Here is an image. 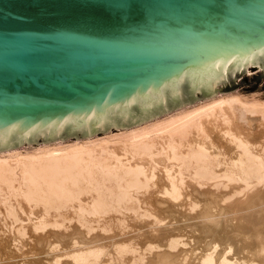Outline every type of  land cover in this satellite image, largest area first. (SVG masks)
<instances>
[{
    "label": "bare ground",
    "instance_id": "1",
    "mask_svg": "<svg viewBox=\"0 0 264 264\" xmlns=\"http://www.w3.org/2000/svg\"><path fill=\"white\" fill-rule=\"evenodd\" d=\"M0 264H264V98L0 151Z\"/></svg>",
    "mask_w": 264,
    "mask_h": 264
},
{
    "label": "water",
    "instance_id": "2",
    "mask_svg": "<svg viewBox=\"0 0 264 264\" xmlns=\"http://www.w3.org/2000/svg\"><path fill=\"white\" fill-rule=\"evenodd\" d=\"M264 66V0H0V151L128 128Z\"/></svg>",
    "mask_w": 264,
    "mask_h": 264
},
{
    "label": "rangeland",
    "instance_id": "3",
    "mask_svg": "<svg viewBox=\"0 0 264 264\" xmlns=\"http://www.w3.org/2000/svg\"><path fill=\"white\" fill-rule=\"evenodd\" d=\"M254 65L257 66V63H253L249 67H244L243 70L240 72V74L226 75L224 78H222L221 82H219L216 86L225 85L231 82H235V83L230 89L220 92L219 94L237 93V94L245 95V96L253 95V96L260 97V98H264V66L258 67V69H254L252 68V66ZM255 129H259V128H255ZM120 130H122V128L112 129L108 132L117 133ZM103 135L104 134L96 135V136L100 137ZM67 141H73V139H67ZM35 145H38V144L26 145V146H20V147L30 148L31 146H35ZM191 228L192 227H188L190 232H188L187 235L191 234V231H192ZM182 246H184V248L189 247L188 244L182 245Z\"/></svg>",
    "mask_w": 264,
    "mask_h": 264
}]
</instances>
